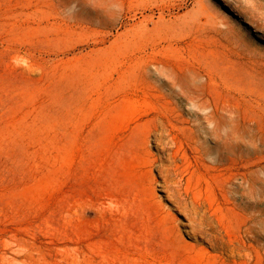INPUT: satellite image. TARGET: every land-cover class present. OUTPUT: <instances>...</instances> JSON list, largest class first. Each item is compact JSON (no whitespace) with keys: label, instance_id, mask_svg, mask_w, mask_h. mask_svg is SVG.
<instances>
[{"label":"rangeland","instance_id":"obj_1","mask_svg":"<svg viewBox=\"0 0 264 264\" xmlns=\"http://www.w3.org/2000/svg\"><path fill=\"white\" fill-rule=\"evenodd\" d=\"M0 264H264V0H0Z\"/></svg>","mask_w":264,"mask_h":264},{"label":"bare ground","instance_id":"obj_2","mask_svg":"<svg viewBox=\"0 0 264 264\" xmlns=\"http://www.w3.org/2000/svg\"><path fill=\"white\" fill-rule=\"evenodd\" d=\"M205 118L207 119V121L212 122V115L211 114H207ZM244 132L245 131H242L241 133H239V135H237V138H238L239 141H242L243 140V136L245 135ZM202 232L207 233V229H205V228L202 229Z\"/></svg>","mask_w":264,"mask_h":264}]
</instances>
